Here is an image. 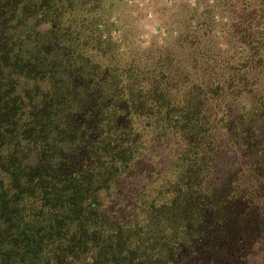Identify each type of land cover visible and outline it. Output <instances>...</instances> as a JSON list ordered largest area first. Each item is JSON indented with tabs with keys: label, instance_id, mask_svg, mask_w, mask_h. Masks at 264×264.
<instances>
[{
	"label": "trees",
	"instance_id": "1",
	"mask_svg": "<svg viewBox=\"0 0 264 264\" xmlns=\"http://www.w3.org/2000/svg\"><path fill=\"white\" fill-rule=\"evenodd\" d=\"M114 4L0 0V264H264V0L194 14L195 79Z\"/></svg>",
	"mask_w": 264,
	"mask_h": 264
},
{
	"label": "rangeland",
	"instance_id": "2",
	"mask_svg": "<svg viewBox=\"0 0 264 264\" xmlns=\"http://www.w3.org/2000/svg\"><path fill=\"white\" fill-rule=\"evenodd\" d=\"M113 1L115 2L114 9L107 14V21L111 25L109 34L118 45V49L128 52L129 55L140 57L143 60L150 51H154L153 57H156L158 47L160 49L164 47L166 51L168 48L174 55H177L175 64L181 67L186 66L193 79L205 71L203 70L205 62L202 60L206 54L202 51L218 52L220 59L230 57L223 51L225 40L219 35L211 39V34L203 30L199 33L201 41L195 44L192 43L193 39L190 37L187 40L177 39V35L184 30L185 25H188L190 30H194L198 23L204 27L203 18L197 19L194 14L199 16L205 12V6L210 4L211 0ZM198 2H200L199 6L196 5ZM217 14L221 13L217 12ZM216 21L219 22L218 19ZM216 25L218 24L213 26L211 33H217ZM229 51L231 53L232 49ZM155 152L160 153L158 149ZM230 154H235V152H230ZM157 158L156 164L160 162L167 166V159H163L162 156Z\"/></svg>",
	"mask_w": 264,
	"mask_h": 264
}]
</instances>
